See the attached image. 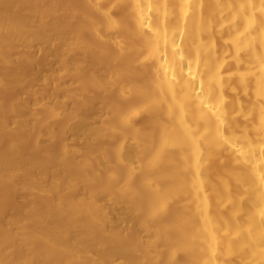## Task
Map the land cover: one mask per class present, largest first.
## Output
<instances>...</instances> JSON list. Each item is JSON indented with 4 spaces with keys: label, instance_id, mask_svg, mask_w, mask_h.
Returning a JSON list of instances; mask_svg holds the SVG:
<instances>
[{
    "label": "bare ground",
    "instance_id": "6f19581e",
    "mask_svg": "<svg viewBox=\"0 0 264 264\" xmlns=\"http://www.w3.org/2000/svg\"><path fill=\"white\" fill-rule=\"evenodd\" d=\"M0 264H264V0H0Z\"/></svg>",
    "mask_w": 264,
    "mask_h": 264
},
{
    "label": "rangeland",
    "instance_id": "374dc122",
    "mask_svg": "<svg viewBox=\"0 0 264 264\" xmlns=\"http://www.w3.org/2000/svg\"><path fill=\"white\" fill-rule=\"evenodd\" d=\"M71 138H72V136H71ZM71 138L69 137L67 141H69V139H70V140H71V142H72V141H73V142H72V143L68 142V143H70L71 145H73V143H75V140H73V139H74V137H73L72 139H71Z\"/></svg>",
    "mask_w": 264,
    "mask_h": 264
}]
</instances>
